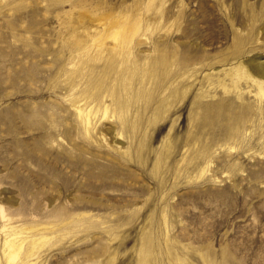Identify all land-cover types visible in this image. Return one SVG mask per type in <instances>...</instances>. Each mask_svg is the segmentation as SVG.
<instances>
[{"label": "rangeland", "instance_id": "374dc122", "mask_svg": "<svg viewBox=\"0 0 264 264\" xmlns=\"http://www.w3.org/2000/svg\"><path fill=\"white\" fill-rule=\"evenodd\" d=\"M140 1L0 0V264L10 240L16 264H264V103L237 72L264 57V0H168L167 37L72 20Z\"/></svg>", "mask_w": 264, "mask_h": 264}, {"label": "bare ground", "instance_id": "6f19581e", "mask_svg": "<svg viewBox=\"0 0 264 264\" xmlns=\"http://www.w3.org/2000/svg\"><path fill=\"white\" fill-rule=\"evenodd\" d=\"M182 1L183 0H180V2H182ZM70 2H72V0H65L64 3H70ZM89 2H90V0H78V4L76 6L81 7V8H85L88 5L92 4V3L90 4ZM169 2L170 1H168V0H141L139 2V4L137 3V6H136L137 8L138 7L140 8L141 6H143V4H145V6L142 7V9L144 8V10H145V8H150L152 5L157 3L155 6L153 14L150 17L146 16V17H149L146 20H144V16H145V13H144L143 15L140 14L142 16V18H139V20L136 19L132 22H128L127 18H129L130 16H127V18H126L125 16L112 14L113 10L116 9V6H107L106 3L105 4L104 3H96V4H98L97 10L100 13L104 12V11L106 12L107 10L110 11L111 13H109V14L104 13L102 16H100V15H93L91 12L85 11L78 18L77 17L75 18V16H73L72 20H73V22H75L78 19L81 21L84 19H88L89 21H91V23L94 26L105 25L108 28H106L104 34L117 36L118 38H122L124 41L127 40V38H131V37L136 36L138 34H140V35L149 34L150 37L151 36L152 37H158V36H162V35L167 37L171 34V31L173 30V28L171 29V25H169V24H173L171 20H173L172 18L174 15V14L172 15L173 8H172L171 4H169ZM215 2L217 5L220 6V5L224 4L226 2V0H215ZM241 2L245 3V6H246L247 0H241ZM243 8H244L243 10L246 9L245 7H243ZM140 10H139V12H140ZM247 13H248V11H247ZM250 14H251L250 15L251 21L253 23H255L258 20L257 14H255V11H252ZM246 16L247 15H245V18H246ZM245 23L247 24L248 21L247 22L245 21ZM229 24H230V22H229ZM249 24H252V23H249ZM250 29H251V27H250ZM251 31H253V29H251ZM234 34H235V39H236L238 44H240L242 41H245V44H246V42H248L250 39H252L251 36H249V35H247V37L245 36L244 38H241L242 34L240 32H234ZM124 38H126V39H124ZM242 52H243L242 50L241 51L239 50L238 53H242ZM246 54L247 55L249 54V49H247V48H245V55ZM237 72H238L239 77L245 79L246 83L254 89V91L256 92L255 96H256L258 102L264 103V57H261L258 55L253 56V57L249 56V58L246 57L245 61L238 63ZM138 73L135 72L134 76L137 74L136 75L137 77L135 79L140 78V75H138ZM150 75L154 76V72H152ZM156 75H158V74H156ZM95 89L96 88H94V87L87 89L85 91V93H83L85 96L83 100L88 101L89 99H91L92 101H95V102L98 101L99 102V100H101L102 94H104V93H110V96L113 98L119 97V91L117 89H113L110 91L107 90L106 92H104L101 88L98 91H95ZM145 92L140 91L137 96H139V97L140 96L141 97L148 96L149 94L148 93L145 94ZM83 100H79V101L75 102V104L76 105L80 104L81 102H83ZM87 104H88V102H86L85 105H87ZM85 105L84 106L78 105L76 111L78 114V119H79L85 133L90 134L91 131H95V129L97 128V123H98L97 112L92 110L93 107L90 110H88V107H86ZM126 108H127L126 105L117 108L120 111L119 113L122 116L121 118H119L122 125H125L127 123V119L125 118ZM201 109H202V115H203L202 117H203L204 121L206 123L211 124V126H214V124L216 122L222 120L220 115L217 114V115L212 117V116L208 115V112L206 111V109L204 107L201 106ZM105 115H107V109H106ZM115 135H116V137L122 136L120 134H115ZM5 218H6V216L4 214V211H2V219L5 220ZM58 224L63 225L62 222L58 223ZM6 226L7 225H5L4 228H6ZM23 247H24V244L21 243V246L19 247L20 251L23 249ZM5 256H6V260H7L8 264H16L18 262V260L20 259V253L17 252V249L15 247V243L13 242V240L6 242Z\"/></svg>", "mask_w": 264, "mask_h": 264}]
</instances>
